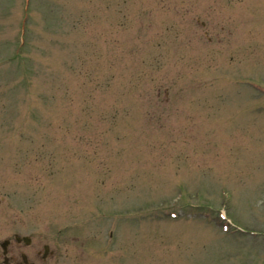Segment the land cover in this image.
<instances>
[{"label":"rangeland","instance_id":"rangeland-1","mask_svg":"<svg viewBox=\"0 0 264 264\" xmlns=\"http://www.w3.org/2000/svg\"><path fill=\"white\" fill-rule=\"evenodd\" d=\"M16 232L34 264H264V0H0V264Z\"/></svg>","mask_w":264,"mask_h":264},{"label":"flooded vegetation","instance_id":"flooded-vegetation-1","mask_svg":"<svg viewBox=\"0 0 264 264\" xmlns=\"http://www.w3.org/2000/svg\"><path fill=\"white\" fill-rule=\"evenodd\" d=\"M23 236H21L18 232L14 233L13 236V240L14 242H12V239H8L7 240V244L5 247V250H3V260L7 258V262L6 264H31L29 262L28 258H25L24 254H22L21 251V247L24 244V241H22ZM21 255V262L19 261V256ZM50 255V249L48 247V249L46 250L44 248V254L42 256L41 252L37 253V257L42 256L43 259H47L48 256Z\"/></svg>","mask_w":264,"mask_h":264},{"label":"water","instance_id":"water-1","mask_svg":"<svg viewBox=\"0 0 264 264\" xmlns=\"http://www.w3.org/2000/svg\"><path fill=\"white\" fill-rule=\"evenodd\" d=\"M24 240H25V243H26L27 245L30 244V240H28V239H24ZM2 246H3V248H5V243H4Z\"/></svg>","mask_w":264,"mask_h":264}]
</instances>
